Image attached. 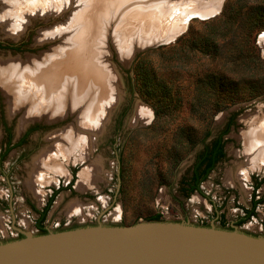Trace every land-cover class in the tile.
Listing matches in <instances>:
<instances>
[{
    "label": "rangeland",
    "instance_id": "rangeland-1",
    "mask_svg": "<svg viewBox=\"0 0 264 264\" xmlns=\"http://www.w3.org/2000/svg\"><path fill=\"white\" fill-rule=\"evenodd\" d=\"M176 1L164 2L169 8L165 14L173 10ZM128 2L112 6L106 18L110 22L103 50L107 66L117 74L120 97L109 104L104 127L91 148L81 143L74 154L65 156L55 147V135L69 127L78 125L90 134L79 124V110L69 108L57 120L43 114L25 120L27 107L12 112L0 83V243L23 237L20 230L41 234L37 224L40 209L54 188L70 181L72 186L59 190L43 222L50 231L99 222L129 226L149 221L158 213L161 221L231 229L218 220L217 209L229 221L235 220L242 213L239 205H249L257 177L263 178L259 194H264V164L257 169L249 166L242 136L255 118H264V0H221L214 14L193 16L175 38L139 46L126 61L117 42L125 40L122 27L136 6ZM70 3L61 15L47 14L48 8L31 14L19 34L0 23V60L26 61L30 55L40 56L59 46L63 37H53V41L38 38L44 30L67 25L80 5L77 0ZM165 24L166 18L160 22L161 27ZM102 25L94 40L99 46L104 36ZM129 27L128 35L133 32L130 41L137 28ZM137 76L140 82L147 76L167 86L165 99L160 92L153 96L158 108L139 91ZM141 85L145 90L146 84ZM109 98L108 102L113 95ZM138 106L149 109L151 116L133 125ZM227 123L231 124L224 136L226 157L202 183V192H189L187 180L198 157ZM22 124L34 130L18 134ZM24 133L25 141L16 142L9 151L11 134L14 142ZM50 150L59 154L50 159V165L62 163L63 173L37 164L38 155ZM90 164L98 167L99 173L91 182L80 175ZM80 181L84 186H79ZM238 229L264 237V204L259 206L258 216Z\"/></svg>",
    "mask_w": 264,
    "mask_h": 264
},
{
    "label": "bare ground",
    "instance_id": "bare-ground-1",
    "mask_svg": "<svg viewBox=\"0 0 264 264\" xmlns=\"http://www.w3.org/2000/svg\"><path fill=\"white\" fill-rule=\"evenodd\" d=\"M128 1H133L131 6H136L128 13L127 23L122 27L125 40L117 42L120 54L126 61L130 60L137 47L175 38L187 28L193 16L206 17L221 7V0H208L207 3L204 0H175L174 3L177 4H173V8L169 6L173 10L168 11L169 16H166L168 6L165 4H171L173 0H77V4L79 2L80 5L69 17L67 25L56 26L55 29H50V32L44 30L38 38L39 41H47L46 39L53 37H63L59 46H54L50 52L42 53L40 56L30 55L26 61L19 58H11L5 62L0 60V83L8 97L12 112L25 106L27 107L25 120L32 115L42 114L47 115L49 120H57L64 116L69 108L72 111L79 110V124L89 130L90 134H85L77 128L78 125L56 133L55 147L65 156L74 154L81 143L86 148L93 145L92 141L96 140V135L104 127L109 104H113L120 97L117 74L115 75L111 66H107V52L103 49L107 24L110 22L106 21V18L112 6L119 7L124 2L128 5ZM0 2L2 3L0 23L14 34L17 32L19 34L20 28L24 29L31 14L39 11L44 13L45 8H48L47 14L61 15L62 11L72 4L71 0H0ZM165 18V27H161L160 22ZM99 24H103L100 29L104 35L102 39L100 38V46L94 43ZM129 25L137 28L132 29L134 33L137 31V35L130 41L128 38L133 32L128 35ZM261 39L264 44V34ZM112 95L113 99L108 102ZM150 116L149 109L139 107L133 123L147 121ZM256 120L250 123V128L244 130L242 134L245 139V155L252 168L264 164V118ZM55 154H58L56 150L42 152V155H38L40 157L37 156L36 163L45 169L52 168L53 172L63 173L64 165H60L62 163L55 165V161L54 166L50 165ZM80 173L82 179L88 178L91 182L97 177L98 167L91 165ZM82 181L80 187L84 186Z\"/></svg>",
    "mask_w": 264,
    "mask_h": 264
},
{
    "label": "water",
    "instance_id": "water-1",
    "mask_svg": "<svg viewBox=\"0 0 264 264\" xmlns=\"http://www.w3.org/2000/svg\"><path fill=\"white\" fill-rule=\"evenodd\" d=\"M27 128L20 125L18 134ZM20 231L23 237L0 243V264H264V237L238 226L149 220L41 234Z\"/></svg>",
    "mask_w": 264,
    "mask_h": 264
},
{
    "label": "trees",
    "instance_id": "trees-1",
    "mask_svg": "<svg viewBox=\"0 0 264 264\" xmlns=\"http://www.w3.org/2000/svg\"><path fill=\"white\" fill-rule=\"evenodd\" d=\"M140 75V74H139ZM141 78V77H140ZM140 78L137 76V82L136 85L139 88V91L143 93V95H147V100L153 102V104L156 106V108H158V105L155 103L156 101L153 99L154 95L156 94V92H160L161 93V98L165 99L166 98V94H168V89L167 86H165L164 84L160 83V82H155V78L149 79L147 76L143 77V81L140 82ZM141 83L146 84V89L144 90V88L142 87ZM157 85L162 86V88L158 87ZM161 99V100H162ZM229 129L226 130V132ZM207 136L209 135V131L206 134ZM222 135H220L218 137V139L216 141L213 142L212 145L207 146L205 151H203V153H201V155L199 156L198 161L196 162V164L194 165V175L192 177L194 185L191 187L190 191H194V190H198L201 181H203L211 172V170L214 168L215 164L224 156V152H223V146H222ZM8 150L10 151V148H8ZM8 150L2 155L1 160L5 157V155L7 154ZM208 162V166L205 169V176L203 178H199V174L198 171L201 169V166L203 165L204 162ZM58 192V191H57ZM57 192L53 195V197L51 198V200L49 201L48 205L46 206L45 210L42 212L41 217L39 218L37 224L39 226V228L41 229V233H47L48 229L43 225V222L46 218V215L48 213V211L50 210L53 201L57 195ZM161 214H155L152 215L150 218H148V220L150 221H160L161 220Z\"/></svg>",
    "mask_w": 264,
    "mask_h": 264
},
{
    "label": "flooded vegetation",
    "instance_id": "flooded-vegetation-1",
    "mask_svg": "<svg viewBox=\"0 0 264 264\" xmlns=\"http://www.w3.org/2000/svg\"><path fill=\"white\" fill-rule=\"evenodd\" d=\"M230 124L231 123H227L226 125H225V127L223 128V131H222V133H221V135H222V146H223V152H224V156L215 164V166H214V168L216 167V165L221 161V160H223L225 157H226V150H225V138H224V136L227 134V132H226V130L227 129H230ZM9 130V129H8ZM34 129H32V127H29V128H27L24 132H26L27 134H29L30 132H32ZM10 131V130H9ZM26 133H24L20 138H19V140L18 141H16V142H18V143H22V142H24L25 141V139H26V136H27V134ZM219 137V136H218ZM218 137L217 138H215L213 141H212V143H211V145L213 144V142L214 141H216L217 139H218ZM15 141L14 142H12V134H11V137L9 138V145H7L8 146V148H10L11 146H13L15 143H16ZM206 149V148H205ZM7 151V150H6ZM205 151V150H204ZM3 155V154H2ZM2 158V157H1ZM198 159H199V157H198ZM198 159H197V161H198ZM196 161V162H197ZM196 164V163H195ZM207 166H208V162L206 161V162H204L203 163V165L201 166V169L198 171V174H199V178L201 179V178H203L204 176H205V169L207 168ZM194 168V167H193ZM214 168L211 170V172L214 170ZM210 172V173H211ZM210 173H209V175H210ZM193 175H194V170H192V175H191V177H190V179H188L187 180V190L189 191V192H191L190 191V189H191V187L194 185V182H193V179H192V177H193ZM208 175V176H209ZM208 176L203 180V181H201V183H200V186H199V189L198 190H194V191H200V192H202V188H201V186H202V183L208 178ZM262 180H263V178L262 177H257V178H255V184H254V186H253V190H252V194H251V198H250V202H249V205H239L240 207H241V209H242V213L240 214V216H238L235 220H232V221H229L228 219H227V216L224 214V213H220V211L221 210H218L217 209V218H218V220L219 221H221L222 223H224L225 225H226V223H227V225H229L231 228H233L234 226H239V225H243L245 222H247L249 219H251L252 217H254V216H258V208H259V206L261 205V204H264V194H259V189H260V185L262 184ZM71 182L72 181H70L68 184H63V185H60L58 188H54L53 190H52V193H51V195H50V197L48 198V200H47V202H46V204H45V206H44V208H42V209H40V217H41V215H42V212L45 210V208H46V206L48 205V203H49V201L51 200V198L53 197V195L57 192V195L59 194V190H61L62 189V187H67V186H69V185H71ZM72 186V185H71ZM56 195V196H57ZM56 198V197H55ZM212 201V200H211ZM212 203H214L213 201H212ZM39 217V218H40Z\"/></svg>",
    "mask_w": 264,
    "mask_h": 264
}]
</instances>
